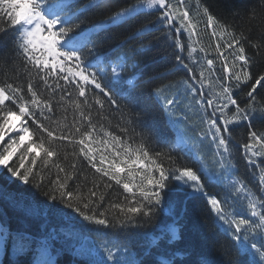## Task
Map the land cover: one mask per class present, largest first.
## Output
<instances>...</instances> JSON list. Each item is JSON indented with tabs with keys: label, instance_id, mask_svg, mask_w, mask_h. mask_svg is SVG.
Masks as SVG:
<instances>
[{
	"label": "snow or ice",
	"instance_id": "6c2138e0",
	"mask_svg": "<svg viewBox=\"0 0 264 264\" xmlns=\"http://www.w3.org/2000/svg\"><path fill=\"white\" fill-rule=\"evenodd\" d=\"M70 3L71 0H0V38L12 30L16 57L9 65L6 55H0V67L5 69V79L0 81V142L9 132L23 133L18 139L10 137L0 151V167L25 184L36 180L35 187L43 186L44 169H49V174L55 169V178L49 181L45 192L49 199L58 201L93 225L124 231L151 224L167 191L172 190L170 185L175 182L176 191L190 190V195L202 196L216 220L221 222L219 228L233 242L237 256L229 264H264V169L257 181L258 191H253L240 178L228 181L231 192L222 197L210 195L205 189V181L219 184L224 173L235 170L230 147L235 141L231 126L244 123L248 128L246 142L242 144L247 164L255 166L258 163L255 158L264 157V130L253 126L254 120H264V103L257 100L264 93V55H261L264 29L261 40H251L243 30L237 32L221 21L201 0H195L194 4L192 0H130L125 4L118 0H90L86 8L115 5L116 10L87 35L73 36L79 24L73 22ZM258 3L264 16V0ZM146 12H155L157 21L168 29L166 35L173 34L170 38L177 50L175 66L193 72L186 59L195 64L198 62L193 54L197 51L204 54L198 76H191L200 85L199 98L192 83L188 80L182 83L185 92L192 94L201 109H213L200 117V123L207 128L199 135L210 136L214 144L213 163L219 174L209 170L199 152H195V160L200 162L198 168L177 163L172 153L177 149L186 152L188 148L183 137L167 151H151L135 127L119 123L115 126L127 138L111 130V121L105 115L106 105L115 106L120 111L119 118L127 125H134L139 114L129 112L125 117L111 90V82L103 81V61L96 56L94 63L86 62L85 49L92 43L89 37L93 33L117 28ZM256 18L257 11L253 8L249 19ZM201 25L205 31L211 29L210 35L216 38V43L208 47L220 59L223 77L215 75V60L208 58V50L200 39ZM151 30L147 24L142 25L128 39ZM251 31L249 28L248 32ZM180 33L187 34L192 46L177 38L175 34ZM196 45H200L199 49ZM246 46L253 49L251 55ZM186 50L187 57H184L180 53ZM94 52V48H87V55ZM133 52L139 54L137 49ZM127 68L125 55L117 57L110 71L118 80ZM11 70H14L15 83L9 82ZM159 76L163 78L164 73ZM179 86L168 83L153 90L173 115V109L181 106L179 95L174 94ZM235 91L242 93V103L233 95ZM217 113L219 117L213 118ZM13 119L20 123L13 124ZM137 135L139 140L135 139ZM21 148L18 163L12 166L10 162ZM28 157L31 160L25 167ZM85 162L94 172L84 171ZM114 185L127 195L119 202L109 200L107 208L99 211L105 204L106 190ZM176 236L175 230L164 234L167 241ZM0 239L6 241L7 233L0 234ZM154 243L159 247L158 241ZM100 250L103 255L95 264H152L148 259H137L136 253L119 242H112L110 246L103 243ZM151 251L147 249L144 256H150ZM45 264L53 262L49 260ZM159 264H175V255H167Z\"/></svg>",
	"mask_w": 264,
	"mask_h": 264
},
{
	"label": "trees",
	"instance_id": "16d2710c",
	"mask_svg": "<svg viewBox=\"0 0 264 264\" xmlns=\"http://www.w3.org/2000/svg\"><path fill=\"white\" fill-rule=\"evenodd\" d=\"M128 2L130 0H118L120 4ZM192 2L194 4L195 0ZM201 2L237 32L243 30L251 40L262 39L264 16H261L262 9L258 0H201ZM89 3L90 0H71L69 12L74 14L73 22L79 24V28L71 35L75 36L77 33L87 35L90 29L101 20H106L107 16L116 10L115 5L112 8H86ZM253 8L257 11V18L250 20L249 16ZM156 15L155 12H146L117 28L93 33L89 37L92 43L88 44L87 48H94L95 52L89 56L87 48L85 49L86 62L94 63L95 57L99 56L103 61L101 64V68L104 69L101 73L103 81L105 84L111 82V90L121 105L125 117L129 112L139 114L134 125H127L121 120L120 111L115 106L106 105L105 115L109 117L111 130L116 134L125 135L127 138L126 134L115 127L118 123L121 126L135 127L136 133L143 135L144 142L151 151H167L170 145H175L177 142V132L169 120L170 112L153 90L168 83L179 84V91L174 90V94L179 95L181 106L173 109L174 115H171L183 127L185 134L191 133L202 142L204 148L208 150L206 157L211 160L208 162L215 166L214 173L219 174L220 170L213 163L214 144L210 136L202 138L199 135L201 130L207 128L206 124L200 123V117L205 115V111L210 114L213 109L211 107L206 110L201 109L195 103L192 94L185 92L182 83L185 80L192 83L197 89L196 96L199 98L200 85L191 80V76L193 74L198 76L200 65L204 63L202 59L204 54L199 51L193 54L198 62L195 64L186 59L185 62L194 70L193 72L175 66L174 55L177 50L173 47V40L170 38L173 34L166 35L168 29L157 21ZM145 24L152 29L150 32L138 38L128 39ZM249 28L252 29L250 33ZM210 32L211 29L205 31L201 25L200 39L208 50V58L215 60V75L223 77L225 74L221 68V61L208 47L216 43V38L212 37ZM175 35L186 45L192 46L186 33ZM12 36L13 32L10 29L0 38V55H6L9 65L13 59H16ZM141 45H144L143 49L140 48ZM196 47L199 49L200 45ZM133 49H137L139 54H134ZM246 50L250 55L253 53V49L247 46ZM180 54L187 57V50ZM125 55L128 57V68L117 80L110 71V63L117 61V57L124 58ZM4 72L5 69L0 67V81L5 79ZM13 73L14 70L9 71L8 78L9 82L15 83L17 81ZM161 73H164L163 78L159 76ZM133 75H138V78L133 84H129L127 80ZM20 79L23 80V76ZM216 90L219 91L218 88ZM96 91L98 93V90ZM207 92L208 90L205 89V96ZM233 95L242 103L240 91H235ZM257 100L264 103V93L258 95ZM56 115H60L59 110L56 111ZM219 115L217 113L213 118ZM68 116L71 119V110ZM185 116L187 119L184 118ZM29 125L35 127L31 121ZM253 126L264 130V120H254ZM231 127L235 138L230 144L235 170L224 173V178L219 184H209L205 181V189L210 195L222 197L226 192H231L228 181L236 178L242 179L253 191H258L255 176L264 169V157L255 158L258 161L255 166L247 164L242 144L246 142L248 128L244 123ZM135 139L139 140L140 136L137 135ZM22 151L23 148L13 157L10 162L12 166L18 163ZM172 155L177 158L179 164L196 168L200 165V162L195 160L192 150L188 148L186 152L177 149ZM30 160L31 157L26 158L25 167H28ZM82 167L86 172H94L86 166V162ZM43 171L44 184L35 187L36 180L33 179L29 184H25L0 167V228L7 233L0 264H39L38 262L43 258L42 249L54 255L53 264H95V261L103 255L100 245L108 243L110 246L112 242L127 246L137 254V259L145 258L152 264H159L161 259L173 254L175 264H203L204 261H207V264H229V261L237 258L233 242L220 230L221 222L216 220L205 199L199 194L190 195V190L176 191L175 182L170 185L172 190L167 191L164 203L156 210L151 224L124 231L93 225L58 201L53 202L45 192L48 191L49 181L55 178V169H51V174L49 169ZM106 191L105 204L98 209L99 211L107 208L109 200L119 202L123 200V195H127L116 185ZM232 196L235 197V194L232 193ZM173 223L179 224L180 237L167 241L164 234L169 233L167 229ZM153 236L159 238L154 241ZM157 241L159 247L154 243ZM21 247H23L22 252ZM147 249L152 251L150 256L145 257L144 253ZM161 253L167 255L161 256Z\"/></svg>",
	"mask_w": 264,
	"mask_h": 264
},
{
	"label": "rangeland",
	"instance_id": "374dc122",
	"mask_svg": "<svg viewBox=\"0 0 264 264\" xmlns=\"http://www.w3.org/2000/svg\"><path fill=\"white\" fill-rule=\"evenodd\" d=\"M115 63L116 62H114L113 64L115 65ZM132 82L133 81H131V83ZM169 120H170L172 126L176 129L177 137H178L177 140L180 137H183L185 143L188 145V149L189 150H192V152H193L194 155H195V152H199V154L201 156H203V158H204L203 163H205L208 166L209 170L214 173L215 166L209 163L211 160H208L207 157H206V154L208 153V150H206L204 148V145L202 144V142L199 139H197L194 135H192L191 133L189 135L188 134H185L183 127L177 122L176 118L173 115L170 114ZM12 123L13 124H18L20 122H18L15 119H13ZM22 134L23 133H20V132H17V131H13V132L7 133V135H5L4 140L2 142H0V145H1L0 151H2L3 148L7 145V143L9 142V138L10 137L11 138H14V139H18V137L20 135H22ZM25 144H27V141H26ZM192 145H196V148L193 149L192 148ZM260 173H261V171L259 173H257V175L255 176V178L257 179V181L259 180ZM176 227H177L176 224H173L171 226V228H170L171 231L174 228H176ZM3 233L4 232L0 228V234H3ZM5 246H6V241L3 240V239H0V261H1V257L3 256L2 252H3L4 248H5ZM41 254H42L41 256H43V258L38 262L39 264H45V262L46 261H49V260H51L52 262L54 261V255H52L49 251H46V249L45 250L42 249L41 250Z\"/></svg>",
	"mask_w": 264,
	"mask_h": 264
},
{
	"label": "bare ground",
	"instance_id": "6f19581e",
	"mask_svg": "<svg viewBox=\"0 0 264 264\" xmlns=\"http://www.w3.org/2000/svg\"><path fill=\"white\" fill-rule=\"evenodd\" d=\"M173 230H175V231H176V228H174Z\"/></svg>",
	"mask_w": 264,
	"mask_h": 264
}]
</instances>
